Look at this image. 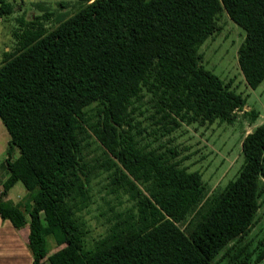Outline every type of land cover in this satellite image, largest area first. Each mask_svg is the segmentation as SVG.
<instances>
[{"label": "trees", "instance_id": "1", "mask_svg": "<svg viewBox=\"0 0 264 264\" xmlns=\"http://www.w3.org/2000/svg\"><path fill=\"white\" fill-rule=\"evenodd\" d=\"M78 1L49 30L33 16L1 53L9 141L0 218L27 226L31 264H264V226L246 239L264 193V124L242 137L235 176L214 190L158 143L182 124L231 122L243 107L199 64L222 10L244 31L236 60L245 83L264 79V0ZM11 10L0 0V16ZM90 136L103 148L98 165L82 153ZM95 166L112 197L103 232L88 239ZM16 182L25 195L5 199ZM48 237L58 247L49 254Z\"/></svg>", "mask_w": 264, "mask_h": 264}, {"label": "rangeland", "instance_id": "2", "mask_svg": "<svg viewBox=\"0 0 264 264\" xmlns=\"http://www.w3.org/2000/svg\"><path fill=\"white\" fill-rule=\"evenodd\" d=\"M10 3L12 10L8 15L0 16V59L3 50H10L16 44L13 31H21L28 26L33 16L49 30L57 24V19L69 16L81 5L78 0H5ZM46 13V18L43 14ZM217 30L207 37L199 46V64L217 75L228 88L243 97L244 104L241 109L234 111L231 122L215 120L210 124H182L167 136L161 137L158 143L175 148L177 157H186L182 165L188 170L200 172L202 180L210 190L225 184L232 179L242 161L240 142L242 137L250 132L256 125L264 124V79L254 89L249 88L238 68L236 50L243 40L244 31L233 23L222 10L216 17ZM255 118L250 117V113ZM9 141V135L0 121V174L5 172L4 158ZM156 144V143H154ZM82 153L88 165H98L103 159V148L90 136ZM17 156L13 149L10 159ZM89 186L92 194L88 212L83 216L87 220L88 239L102 233L105 224L103 213L107 205L104 199H111V194L105 193L104 172L96 166L93 168ZM5 179V178H4ZM264 181V177L261 179ZM26 191L21 183L16 182L9 190L7 200L17 201ZM104 198V199H103ZM122 201L126 200L124 197ZM129 203H125L127 205ZM180 228L187 233L185 223H179ZM264 226V193L260 197V204L256 211L254 223L249 229L246 239H255L260 235ZM53 239H46V247L52 253ZM217 255L215 259L218 257ZM42 264H49L46 259Z\"/></svg>", "mask_w": 264, "mask_h": 264}, {"label": "crops", "instance_id": "3", "mask_svg": "<svg viewBox=\"0 0 264 264\" xmlns=\"http://www.w3.org/2000/svg\"><path fill=\"white\" fill-rule=\"evenodd\" d=\"M5 177V172L0 174V190ZM26 237V225L16 229L9 220L0 218V264H31L30 252L26 246Z\"/></svg>", "mask_w": 264, "mask_h": 264}]
</instances>
